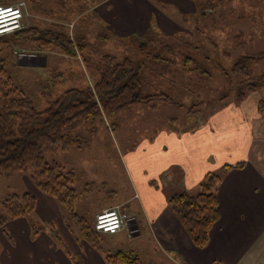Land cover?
Masks as SVG:
<instances>
[{"label":"rangeland","instance_id":"rangeland-1","mask_svg":"<svg viewBox=\"0 0 264 264\" xmlns=\"http://www.w3.org/2000/svg\"><path fill=\"white\" fill-rule=\"evenodd\" d=\"M124 1L127 4L124 14L134 27L138 26L139 18H148V28L142 35L133 32L119 36L110 29L112 24L100 17L99 9L107 13L111 3L120 0H13L12 6L23 4L21 30L42 31L59 26L72 38L74 53L67 55L58 48L42 49L30 41H18L0 51V62H4L14 88L26 92L38 110L67 90L93 91L99 79L96 64L106 55L141 64L144 96L162 92L180 105L171 106L159 100L138 105L109 121L104 119L87 146L44 155L47 164L56 163L63 171H73L77 178L76 212L90 224L96 214L116 207L106 205L128 200L120 209L131 218L139 201L132 200L137 190L133 179L128 177L126 157L139 151L143 141H153L159 131L170 129L177 133L202 123L220 106L236 102L237 94L246 92L248 83L254 82L249 80H258V93L264 95V61L252 65L249 79L232 72L241 55L264 52V0H216L213 7L207 6L208 0H198L197 4L196 0H140L142 4L139 0ZM201 10L205 16L198 15ZM142 22L145 26V18ZM78 37L83 44L81 49L76 47ZM144 41L148 46H142ZM166 46H172L171 50ZM189 54L204 75L194 73V63L187 67L189 72L184 68L183 55ZM34 56L45 57V65L42 60L31 59ZM168 118L173 121L171 126L166 124ZM112 123L116 130L109 128ZM76 133L86 137L83 127ZM137 165L144 184L161 191L165 197L173 194L170 191L174 186L165 182L173 176L171 169L182 168H169L161 176L164 178L161 185L142 168L140 160ZM34 172L27 167L24 174L1 179L0 200L12 193L25 192L28 184L34 186L30 179ZM36 226L39 231L46 228L39 222ZM141 233L131 236L126 232L115 239L102 234L101 247L106 253L132 249L144 259V254L155 248L148 231Z\"/></svg>","mask_w":264,"mask_h":264},{"label":"crops","instance_id":"crops-1","mask_svg":"<svg viewBox=\"0 0 264 264\" xmlns=\"http://www.w3.org/2000/svg\"><path fill=\"white\" fill-rule=\"evenodd\" d=\"M120 1L111 3L107 13L99 9L100 17L112 24L110 29L119 36L133 32L142 35L148 28V18H139L134 27L124 14L126 1ZM258 92L248 94L242 102L220 106L186 131H159L153 141H143L139 151L128 155V177L137 190L132 200L139 201L131 218L127 217L134 223L130 229L127 226L115 235L104 236L115 239L126 232L141 236V231H148L155 250L144 254L145 264H264V113L257 108L264 95ZM172 122L168 118L166 124L171 126ZM138 160L161 185V176L172 166H179L182 170L171 169L175 176L165 184L174 186L170 193L181 190L189 194L196 193L205 174L224 165L242 163L241 168L230 169L217 186L219 219L208 233L206 247L199 249L191 243L168 207L169 197L141 181ZM24 180L28 183L26 177ZM25 192L36 201L31 222L42 226L52 223L60 241H54L47 228L33 237L26 219L9 221L0 228V264H105L99 252L77 233L68 231L63 211L54 199L31 184ZM128 203L129 200L106 207H124Z\"/></svg>","mask_w":264,"mask_h":264},{"label":"trees","instance_id":"trees-1","mask_svg":"<svg viewBox=\"0 0 264 264\" xmlns=\"http://www.w3.org/2000/svg\"><path fill=\"white\" fill-rule=\"evenodd\" d=\"M13 0H0L4 6ZM196 0V4H197ZM202 4V3H201ZM216 0H208L213 7ZM203 5V4H202ZM212 8H210L211 10ZM211 12V11H210ZM198 15L205 16L204 11ZM72 38L61 31L59 26L39 30L29 28L19 30L0 37L2 47L15 45L18 41L36 43L39 48H58L67 55L73 54ZM82 48L81 39L76 38ZM142 46H148L144 41ZM172 46H166L169 51ZM183 66L190 71L189 65L196 66L193 71L204 75L203 70L195 63L191 54L183 55ZM158 59V57H155ZM264 61V52L256 55H241L233 64L232 72L247 79L251 76V67ZM99 79L93 91L86 89H70L55 99L48 100L42 110L34 106L26 92L16 90L6 73L4 62H0V180L14 174H24L27 167L34 169L30 178L35 188L42 194L54 199L65 213L63 222L70 233H77L91 248L102 255L105 264H145L140 255L132 250L106 253L101 247L100 235L83 216L76 212L78 194L75 189L77 178L73 171H63L56 163L44 162V155L57 151H67L70 148L80 149L87 146L90 139L98 131V125L103 124L118 114L130 111L138 105H147L159 100L171 106L176 105L168 95L160 92L144 96L142 93V66L129 58L117 59L113 56H103L96 64ZM252 79V78H251ZM246 92L237 94L236 102H242L246 96L255 92L258 80H249ZM258 112L264 113V99L258 102ZM84 128L86 137L75 132ZM110 129L116 130L115 124ZM242 163L224 165L216 172L204 175L195 194L176 191L169 196L167 204L177 218L182 230L191 243L199 249L206 247L208 233L218 221L216 189L222 178L232 168H241ZM36 201L28 192L12 193L0 200V228L7 222L16 219L30 221L32 235L35 237L40 228L31 222ZM51 238L59 242V236L52 223L45 224ZM212 264H219L214 262Z\"/></svg>","mask_w":264,"mask_h":264},{"label":"built area","instance_id":"built-area-1","mask_svg":"<svg viewBox=\"0 0 264 264\" xmlns=\"http://www.w3.org/2000/svg\"><path fill=\"white\" fill-rule=\"evenodd\" d=\"M22 5L0 6V36L9 35L22 29ZM126 226L127 217L120 207L105 209L95 215L94 230L97 233L114 235L123 231Z\"/></svg>","mask_w":264,"mask_h":264},{"label":"water","instance_id":"water-1","mask_svg":"<svg viewBox=\"0 0 264 264\" xmlns=\"http://www.w3.org/2000/svg\"><path fill=\"white\" fill-rule=\"evenodd\" d=\"M36 57L34 56V57H32L31 59H35ZM36 60V59H35ZM45 62H46V59H45V57H42V65H45ZM132 223H134V221L133 220H129L128 221V228L130 229L131 228V226H130V224H132Z\"/></svg>","mask_w":264,"mask_h":264},{"label":"snow or ice","instance_id":"snow-or-ice-1","mask_svg":"<svg viewBox=\"0 0 264 264\" xmlns=\"http://www.w3.org/2000/svg\"><path fill=\"white\" fill-rule=\"evenodd\" d=\"M5 11H7V10H5ZM14 15V14H13Z\"/></svg>","mask_w":264,"mask_h":264}]
</instances>
